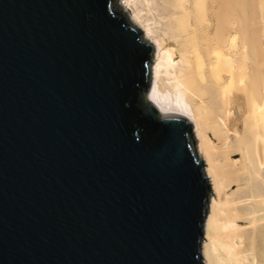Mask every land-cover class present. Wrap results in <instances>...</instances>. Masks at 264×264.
Segmentation results:
<instances>
[{
	"label": "water",
	"instance_id": "water-1",
	"mask_svg": "<svg viewBox=\"0 0 264 264\" xmlns=\"http://www.w3.org/2000/svg\"><path fill=\"white\" fill-rule=\"evenodd\" d=\"M153 56L113 0H0V264H204L213 187Z\"/></svg>",
	"mask_w": 264,
	"mask_h": 264
},
{
	"label": "bare ground",
	"instance_id": "bare-ground-1",
	"mask_svg": "<svg viewBox=\"0 0 264 264\" xmlns=\"http://www.w3.org/2000/svg\"><path fill=\"white\" fill-rule=\"evenodd\" d=\"M167 1L165 9L171 18L162 34L143 18L136 0H122L120 7L124 12L131 10L129 21L141 28L144 38L154 46L150 102L161 112L190 118L199 147L208 154L205 172L213 190L203 223L204 264H264V86L260 92L252 90L248 82L251 58L246 55L249 63L237 59L239 29L248 31L247 25L238 18L231 23L234 30L220 35L213 32L214 27L211 33L212 17L209 19L207 12L219 8L223 0ZM227 1L233 7L242 5L241 0ZM260 17L259 23L264 25V9ZM240 48L242 53L246 51L245 45ZM234 100L242 102L230 105ZM236 107L240 112L237 110L239 115L230 125ZM229 134L239 137L241 152H232L239 157H231L228 166L221 169L214 164L215 149L221 137ZM236 164L249 172L250 178L259 177L262 189L253 186L249 197H235L248 183L231 177L240 174Z\"/></svg>",
	"mask_w": 264,
	"mask_h": 264
},
{
	"label": "rangeland",
	"instance_id": "rangeland-1",
	"mask_svg": "<svg viewBox=\"0 0 264 264\" xmlns=\"http://www.w3.org/2000/svg\"><path fill=\"white\" fill-rule=\"evenodd\" d=\"M121 1L122 0H113V3L115 5V7L117 8V10L120 11L122 13V15H124L127 18L128 22L131 25H134L128 19L131 16V14H130V13H132L131 10L129 12L128 11L124 12L122 10V8L120 7ZM223 1H224L223 2L224 4H222L219 8H216V10H212L213 13L210 12L211 10L210 11L207 10L210 12V14H209V12H207V17L209 19L212 17L209 20L211 22V33L217 32L221 35V34H225L227 30L231 31L232 28L234 30L235 25L231 24V23H233V21H235V19H238V18H240V20L243 23H246V25H247L246 29L248 31L245 30V27H243V29L241 28L242 30L239 29L240 30L239 31L240 36H239V42L238 43L240 46L238 49L239 52L237 53V59L239 61L241 60V62L245 59V61L247 63H249V61H250V63H249L250 68L249 69L251 71H250V79L248 82H249V85H250L252 90L254 89L255 92H260L264 86V33L262 30V29H264V25L262 23H259L260 22L259 18L261 19V17H260L261 10L264 9V0H241L240 3H242V5L240 7H233L229 3L226 4L228 2L227 0H223ZM136 2H137V6L139 7V10L141 11V14L143 15V18L148 19L147 22H149L152 26H155L156 28L160 29V31L158 32L159 34H162L163 31L168 29L167 21L171 18V15H170V12H168V10L165 9L168 6L167 0H149V2H148V0H136ZM261 3H263L262 6H260ZM262 7H263V9H262ZM229 10H231V11H229ZM229 12H230V14L231 13L232 14L230 15ZM236 13H238V14H236ZM215 14H216L217 19L214 18ZM246 16H248V17H246ZM247 18L248 19L250 18V20L252 19V22L249 21ZM214 21H215V23H214ZM216 24L217 25L219 24V26H216ZM214 27H215V30H214ZM247 27H250V28H247ZM139 29L142 31L141 28H139ZM236 29H238V28H236ZM212 30H214V31L212 32ZM241 31H243V32H241ZM261 34H262V37H261ZM240 42H241V44H240ZM243 45L246 46V51L244 53H242L243 51L240 48ZM240 52L242 54H240ZM242 55H243V57L245 55V57L243 58ZM246 55H248L247 57L251 58V59L249 60L246 57ZM247 59L249 61H247ZM153 61H154V56L152 58L151 65H152ZM151 83H152V78H150V85H151ZM241 102H242L241 100H239V101L234 100L233 103H230V105L236 104V103H241ZM236 108L234 110L233 119H231L230 125H233V123H235L234 122L235 117H237V115H239V113H237L238 108L237 109ZM238 112H240V108H239ZM227 122H228V120H227ZM237 126H238V129H241V132H242V124L240 121L238 122ZM221 138H222V140H221V143H219V148L215 149L216 153L214 151V153L216 154V155H214V157H217L219 159L216 158L214 160V164L218 167H221V169H222V168H225L228 166L231 157H234V156L239 157V154H233L232 152H241V149L238 147V144H239V137L238 136H236L234 134H229L227 136L223 135ZM194 139H195V143H196V147H197V152H198L199 156L201 158H203V161L205 162V167H206L208 164V161H209L208 160V154L206 155L204 150L200 149L199 139L196 138L195 134H194ZM243 139L248 140L246 138H243ZM214 153L212 151V154H214ZM236 166H238V164H236L235 167ZM237 169H240L241 171H240V174H235V175L231 176L234 179V181H240V182L243 181L245 183L248 182L249 184L243 183L244 185L241 186V188H240L241 190H239L237 193L234 194L235 197H238V198L249 197L250 194L252 193V187L253 186H255L257 188V190L262 189V182H260L261 180L259 177L256 178V176H255V177L250 178L251 176L249 175V172L247 173V171L241 169L240 166H238ZM233 187H235V186H233ZM211 194H212V192H210V194H209V201H210ZM207 210H209V204H208ZM203 237H204V233H203ZM203 237H202V240H203Z\"/></svg>",
	"mask_w": 264,
	"mask_h": 264
},
{
	"label": "trees",
	"instance_id": "trees-1",
	"mask_svg": "<svg viewBox=\"0 0 264 264\" xmlns=\"http://www.w3.org/2000/svg\"><path fill=\"white\" fill-rule=\"evenodd\" d=\"M137 90H135V93L133 94V96L136 94Z\"/></svg>",
	"mask_w": 264,
	"mask_h": 264
}]
</instances>
